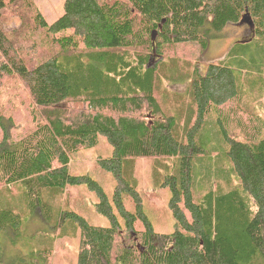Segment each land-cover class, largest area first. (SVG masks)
Instances as JSON below:
<instances>
[{
	"label": "trees",
	"instance_id": "trees-1",
	"mask_svg": "<svg viewBox=\"0 0 264 264\" xmlns=\"http://www.w3.org/2000/svg\"><path fill=\"white\" fill-rule=\"evenodd\" d=\"M246 14L253 37L264 39V0H63L52 24L33 0H0V88L18 80L42 118L18 141L5 132L0 188L23 185L27 210L48 225L51 203L43 191L85 184L94 193L107 227L74 212L60 215V224L70 220L79 229L74 264H262L258 256L264 264V139L257 138L264 122L241 103L235 72L246 56L209 64L203 74L172 57L183 45L204 54L209 39ZM15 17L19 27L6 31L4 20ZM263 63L251 62L257 69ZM171 84L187 86L168 107ZM202 134L222 145L239 185L210 189L198 200L197 173L203 178L213 169ZM100 136L112 149L111 158L97 159L114 179L110 198L96 181L68 169L71 156ZM139 159L174 160L160 186L170 192L176 229L169 235L154 233L144 213L133 179ZM23 224L20 212L0 204V235L11 247L22 240ZM21 256L17 264H49L51 249Z\"/></svg>",
	"mask_w": 264,
	"mask_h": 264
},
{
	"label": "rangeland",
	"instance_id": "rangeland-1",
	"mask_svg": "<svg viewBox=\"0 0 264 264\" xmlns=\"http://www.w3.org/2000/svg\"><path fill=\"white\" fill-rule=\"evenodd\" d=\"M33 2L37 11L48 23L52 24L63 13V0H33ZM19 25L20 20L17 17L4 20L6 31L17 29ZM250 27L247 22L227 25L216 38L209 39L208 50L204 54L200 53L194 45H183L174 49L172 57L176 56L190 61L192 66L203 74L209 64L229 63L246 56V64H242L239 68L240 74L234 69L242 86L241 103L246 106L249 113L258 116L264 122V63L258 69L251 64L252 60L260 63V60L264 58V39L253 37ZM242 59L244 60V57ZM235 63L238 66V62ZM186 86V84L168 86V107L180 101ZM40 122L42 118L39 109L33 105L22 84L16 79L6 80L0 88V141L7 131L12 141H18L35 129ZM232 131L234 135L239 134L236 126H233ZM204 134L202 136L207 138L210 143L208 147L212 150L210 162L213 169L210 175H208L209 172L204 173L203 178L201 172L197 173L196 196L198 200L210 189L223 193L239 185L237 177L230 171V163L224 157L222 145L218 144L215 137H207ZM257 138L258 140L264 139V131ZM97 142L94 147L75 152L70 158L68 169L73 176H87L96 181L110 198L114 189V179L110 173L97 165V159L111 158L112 149L101 136ZM220 161L221 163L217 164ZM173 164L174 160L164 159H139L134 163L133 179L136 180V188L143 201L144 213L154 233L169 235L176 229L167 206L170 192L160 187L164 176L171 171ZM214 164L221 169L215 170ZM222 172H224L223 175ZM123 173L127 176L126 167L123 168ZM25 189L23 185H13L9 191L0 188V204H9L20 212L24 219L23 238L15 247H11L8 240L0 235V243L7 264H17L22 258L21 255L39 249H51L49 264H74L77 259L79 229L70 220H65L63 224H60L62 211L78 214L91 226H108V221L96 212L97 199L85 184L68 185L62 193L57 190L55 192L43 191L44 200L51 203L49 225L43 222L39 215L34 216L29 209L27 210L24 198ZM51 226L55 227L51 228ZM258 258L263 264L262 259L259 256Z\"/></svg>",
	"mask_w": 264,
	"mask_h": 264
},
{
	"label": "water",
	"instance_id": "water-1",
	"mask_svg": "<svg viewBox=\"0 0 264 264\" xmlns=\"http://www.w3.org/2000/svg\"><path fill=\"white\" fill-rule=\"evenodd\" d=\"M245 22H247L249 25H251L250 16H248V14H246L244 16V18L242 19V21L240 23H245Z\"/></svg>",
	"mask_w": 264,
	"mask_h": 264
}]
</instances>
